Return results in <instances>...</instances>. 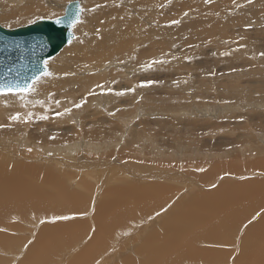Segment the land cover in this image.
<instances>
[{"label":"rangeland","instance_id":"1","mask_svg":"<svg viewBox=\"0 0 264 264\" xmlns=\"http://www.w3.org/2000/svg\"><path fill=\"white\" fill-rule=\"evenodd\" d=\"M9 1L19 4L17 20L3 15L11 8ZM19 1L0 0L3 27L59 17L70 0ZM79 1L83 14L68 46L93 43L115 26L103 28L112 0ZM179 1L118 0L113 6L121 13L118 22L133 32L123 38L122 30L121 41L97 62L101 68L86 72L69 64L59 71L68 58L61 51L46 63L50 75L27 93L0 94L10 95L0 99V194L11 189L8 200L0 201V264L250 263L243 241L248 231L264 225V0H194L181 12ZM34 6V12L20 16ZM209 22L224 32L220 44L210 41L216 32L204 30ZM116 29L115 35L122 28ZM40 82L48 88L41 91ZM61 94L68 95L58 100ZM16 115L19 120L11 119ZM30 115L47 119L38 123ZM26 118L30 133L24 129ZM49 122L65 129V139L82 143L53 147L62 141L57 139L52 149L45 148L39 127ZM16 134L21 140L12 139ZM79 160L92 164L90 171L73 165ZM150 184L154 193L144 195L142 189ZM23 190L33 191V198H24ZM109 190L122 196L114 194L109 201ZM46 196L49 202L42 199ZM195 200L203 205L192 213H201L189 223L183 213ZM98 214L112 221L108 237L106 231L98 237ZM65 216L69 219H57ZM175 216L196 230L201 221L194 222L202 218L203 224L197 231H183V240L172 238L170 232L178 229L169 226H180ZM148 234L153 240H147ZM154 239L161 244L160 260L152 256L158 250L157 244L150 249ZM97 246L99 251L91 253ZM195 249L202 251L199 260L188 257Z\"/></svg>","mask_w":264,"mask_h":264},{"label":"bare ground","instance_id":"2","mask_svg":"<svg viewBox=\"0 0 264 264\" xmlns=\"http://www.w3.org/2000/svg\"><path fill=\"white\" fill-rule=\"evenodd\" d=\"M15 1V0H14ZM19 1V0H18ZM70 1H72V0H70ZM104 1V0H103ZM107 2L108 1H111V0H106ZM105 1V2H106ZM163 1V0H162ZM165 1V0H164ZM19 2H21V1H19ZM69 2V1H68ZM67 2V3H68ZM112 3H111V5L109 6L108 4H110V2L106 5V7H107V12H106V14L108 15V18H107V23H103V28L104 29H106V27L108 26V24H111L112 25V23H114V27H111V28H109V30L108 31H104L102 34H100V37L97 39V40H95V42H94V39H93V43H88V41L87 42H78V41H76V42H74L73 44H71L70 46H68V45H66V46H64L63 47V49L62 50H60L59 51V53L61 52V54H60V56L61 55H65L66 57H68L67 58V60L65 61V62H67V64H65V65H63L60 69H59V71L60 70H63V69H67L68 68V66H69V64H74L76 67L75 68H77V70H84L85 69V71L87 72L89 69H91V68H93V67H96V68H101V65L100 64H97V62H101L102 60H103V56H105V50L110 46V48H113V46H112V44L114 43V42H118V41H121V34H122V30H124V32H123V38H124V36L126 35V34H130V32H133L132 30L130 31V28H128L129 26H127V25H125V23H124V25L122 24L123 22H118L119 21V17H118V15H117V13L118 14H121L120 13V11H119V9H117V8H115L117 5H118V0H112L111 1ZM146 2V1H145ZM149 2V1H148ZM151 2V1H150ZM154 1H152V3H153ZM181 2H183V4H182V7L181 6H179V5H177L178 7H180L181 9L179 10L180 12H181V10H183L184 11V9H186L187 8V5H190V6H192V2H194V0H182V1H179V3H181ZM228 2V1H227ZM67 3H65L64 4V6H62V9L64 10V7L66 6V4ZM144 3V2H143ZM155 3V2H154ZM161 3V2H160ZM177 3V2H176ZM4 4V3H3ZM9 4H10V6H11V8H9V10H3V15H4V17H12V18H14V19H16L17 17H16V15H18V13L19 12H17V10L19 11V4L18 5H15V4H12L10 1H9ZM145 4V3H144ZM159 4V3H158ZM174 4V3H173ZM0 6H2L1 4H0ZM113 6H115V7H113ZM148 6V5H147ZM146 6V7H147ZM79 7H82L81 6V3L79 4ZM176 7V6H175ZM156 8V7H155ZM183 8V9H182ZM209 8V7H208ZM211 8V7H210ZM82 9V8H81ZM215 9V7H214V5H212V9L211 10H214ZM34 10H35V6H34V8L33 7H31L29 10H24V11H21L20 12V14H22V15H20L21 17H27L29 14H31L32 12H34ZM42 10V9H41ZM210 10V11H211ZM202 12V11H201ZM234 12V11H233ZM63 14V13H62ZM83 14V11H81V14H80V19H79V21L78 22H76V24H75V26L77 25V23H79L80 22V20H81V15ZM120 16V15H119ZM137 16V15H136ZM20 17V18H21ZM9 18V19H10ZM198 20L200 19H202L203 17H196ZM19 19V18H18ZM17 20V19H16ZM106 20V19H105ZM205 20V19H204ZM201 22V21H200ZM207 21H205V23H206ZM210 23V22H209ZM207 24V25H205V29L204 30H207L209 33H215L216 32V36H214V37H212V39L210 40L211 41V43H218V44H220L219 42H222L223 41V39L225 40V37H223L222 36V33H224V32H220V30L218 29V26L216 27V30H215V28L214 27H212L213 25H212V23H210V24ZM200 25H202V24H200ZM74 26V27H75ZM117 26H120L122 29L119 31V34H117V35H115L113 32H112V30H114V32H117V29H116V27ZM216 26V25H215ZM74 27H73V29H72V31H73V34H74ZM131 27V26H130ZM196 28V27H195ZM202 28V27H201ZM101 29V28H100ZM215 30V31H214ZM195 31V30H194ZM206 31V32H207ZM203 32V31H202ZM129 34H128V36H129ZM95 36V35H94ZM99 36V35H98ZM126 37H127V35H126ZM246 37V36H245ZM227 38V37H226ZM218 40V41H216V40ZM73 40H74V38H73ZM72 40V41H73ZM205 40V39H204ZM93 44V45H92ZM132 44V43H131ZM91 45H92V47H91ZM68 46V47H67ZM117 45H115V47H116ZM67 47V48H66ZM91 47V48H90ZM114 47V48H115ZM126 49V48H125ZM59 53H57L55 56H57ZM68 54H69V56H68ZM151 54V53H150ZM55 56H53V57H50V58H47V59H45L44 60V65L46 66V68H47V65H46V63L49 61V60H51V59H53ZM143 60V59H142ZM53 61H55V60H53ZM96 61V62H95ZM91 62H94L95 64H93V66H91V67H89V65H90V63ZM49 63V62H48ZM104 64V63H103ZM125 68V67H124ZM127 69V68H126ZM47 70H48V68H47ZM92 70V69H91ZM48 72V71H47ZM75 72H77L76 70H75ZM85 72V73H86ZM63 74H66L65 73V71H63V72H61V74L60 75H58L59 76V78L60 79H62V78H64L65 76H62ZM99 75V74H98ZM43 76H44V74H42V75H40L39 77H37L32 83H31V85H30V87H29V89L31 88V86L37 81V80H39L41 77L43 78ZM57 76V77H58ZM82 76V75H81ZM94 76V75H93ZM102 77V76H101ZM100 77V78H101ZM91 78H92V76H91ZM90 78V79H91ZM45 80V79H44ZM92 80V79H91ZM95 81V80H94ZM68 82H66V84H67ZM38 85V84H37ZM37 87V86H36ZM39 88L41 89V91H43V90H45L46 88H48V86H46V85H44L43 83H41L40 82V84H39ZM38 89V88H37ZM49 91H51V89H50V87H49V89L46 91V92H49ZM71 91V90H70ZM28 92V91H27ZM27 92H18V93H27ZM45 93V92H44ZM11 94V93H10ZM68 94H61L60 96H58L57 98H59V97H63V98H65V96H67ZM3 96H6V97H2V96H0V99H2V100H7V99H9V97L8 96H10V95H3ZM11 96H13V95H11ZM68 97H70V95L68 96ZM68 99V98H67ZM101 99H102V97H101ZM58 100H62V98L60 99H58ZM65 101H67V100H65ZM61 102V101H60ZM63 102V101H62ZM69 102H66V104H68ZM65 104V105H66ZM64 105V104H63ZM39 109V108H38ZM38 114H42L41 112L40 113H38ZM92 116V115H91ZM28 118H30L31 120H34V121H37L38 123H40V122H42V119H41V117L40 116H37V115H30V116H28ZM97 120V122L99 123V122H102L103 121V118L101 119L99 116H98V118H96ZM107 121V120H106ZM104 123V122H103ZM102 123V124H103ZM23 124H24V129L25 128H27L26 127V124H27V118L25 119V120H23ZM33 124V123H32ZM105 124V123H104ZM101 125V124H100ZM107 125V124H106ZM98 126V125H97ZM103 126V125H102ZM110 127V126H109ZM259 127H261V126H259ZM39 128H41V129H39V134H40V136L39 137H41L42 139H43V143H45L46 144V146H45V148L46 147H49L50 149H52L54 146H56V145H62V142H64V146L63 147H69L70 148V146L72 147L73 145H77V146H79V144L80 143H82V142H75V141H77V140H79V139H77V138H74V139H65L64 138V136L67 134V132L66 131H64V130H62V129H60L61 127H56V125L55 124H52L51 122H49V125H45L44 123H42L41 125H40V127ZM27 129H29V128H27ZM56 129H57V132H56ZM91 129V128H90ZM12 131V130H11ZM18 131V130H17ZM20 131V130H19ZM91 131V130H90ZM98 132H100L99 130H97ZM9 132H10V130H9ZM30 132H32V128L31 129H29L28 130V133H30ZM16 133H19V132H16ZM21 134H25L26 133V130H24L23 132H20ZM92 133H93V131H92ZM96 133V132H95ZM8 135H9V133H7ZM6 134V135H7ZM89 134V133H88ZM87 134V135H88ZM91 134V133H90ZM17 135H19V134H16V135H14L13 137H12V139H15V140H17V139H19V140H21V138L19 137V136H17ZM27 135H29V134H27ZM92 135V134H91ZM95 136H96V134H94ZM93 135V136H94ZM30 136V135H29ZM24 137V136H23ZM31 137V136H30ZM70 137V136H69ZM97 137V136H96ZM257 137V136H256ZM258 137H260V135L258 136ZM262 137V136H261ZM260 137V138H261ZM36 139V138H35ZM57 139H60V140H62L61 142H57V144H54L53 145V147L51 146V144L52 143H54L55 141L54 140H57ZM82 139H84V138H82ZM253 139V138H252ZM263 139V138H262ZM37 140V139H36ZM247 141V140H246ZM36 143V142H35ZM66 143V144H65ZM87 144V143H86ZM37 145V144H36ZM39 145V144H38ZM41 146V145H40ZM57 147V146H56ZM101 146H96V148H100ZM59 148V150H60V147H58ZM91 148H92V146H91ZM95 148V149H96ZM61 149H63V148H61ZM93 149V148H92ZM68 154V153H67ZM96 154V153H95ZM101 154V153H100ZM99 154V155H100ZM69 155V154H68ZM67 155V156H68ZM102 155V154H101ZM70 156H72V154H70ZM99 157V156H98ZM47 159V158H46ZM58 159V158H57ZM78 159V158H77ZM53 160V159H52ZM52 160H50V161H52ZM59 160V159H58ZM44 161V160H43ZM48 161V160H47ZM46 161V162H47ZM70 161V160H69ZM80 161V163H76V164H73V163H75V162H73V163H71L70 162V165H75L79 170L81 169V170H89V165H92V164H89V163H83L84 161H82V163H81V160H79ZM67 162V161H66ZM53 163H54V161L52 162V165H53ZM56 164H58L57 162H55ZM54 163V164H55ZM49 164V163H48ZM62 164H64L63 162L61 163V165ZM2 165V164H1ZM70 166L71 168L72 167H74V166ZM142 165V164H141ZM93 166V165H92ZM69 167V168H70ZM75 167V168H76ZM136 167H139V165L137 166L136 165ZM135 167V168H136ZM76 168V169H77ZM91 168V167H90ZM74 169V168H73ZM21 170V169H20ZM78 170V171H79ZM90 171V170H89ZM12 172H14V171H12ZM6 173V172H5ZM4 173V174H5ZM86 173V172H85ZM88 173V172H87ZM19 174H20V172H19ZM16 176V175H15ZM46 177V176H45ZM89 179V178H88ZM148 180V179H147ZM24 181V180H23ZM146 181V180H145ZM102 183V182H101ZM262 184V183H261ZM21 185V187L19 186V184L17 185L18 187H20V189L22 188L23 189V187H22V184H20ZM55 185H56V182H55ZM258 186H260V184H257ZM264 185V184H263ZM103 186V185H102ZM248 187H250V186H248ZM262 187V186H261ZM261 187H259V188H261ZM29 188V187H28ZM90 188V187H89ZM243 188V187H242ZM251 188H252V186H251ZM255 188V187H254ZM253 188V189H254ZM264 188V187H263ZM24 189H26V188H24ZM122 189V188H121ZM243 189H245V188H243ZM247 189V188H246ZM249 189V188H248ZM252 189V190H253ZM15 190H19L17 187H15ZM29 190V189H28ZM143 190V194H144V192H145V194L147 195L148 194V192H150V193H154L152 190H153V186H152V184H150V186H146L144 189H142ZM141 190V191H142ZM257 190V189H256ZM10 191H11V189L10 190H8V191H6V192H9L10 193ZM110 191V190H109ZM138 191V190H137ZM140 191V192H141ZM248 191V190H247ZM246 191V192H247ZM133 192L135 193V190H133ZM140 192H137V195H142V193H140ZM264 192V191H263ZM9 193H5V194H3V193H1L0 194V201H2V198H4V197H6L7 198V200H8V197H9ZM12 193V192H11ZM120 193V192H119ZM252 193V192H251ZM23 196H24V198H26V197H29V199L32 197V195H34V192L33 191H27V190H23L22 191V193H21ZM114 194H118L116 191L114 192V190H113V192H111L110 191V193H109V195H110V198H109V201H110V199H111V196H113ZM130 194V193H129ZM131 194H133V193H131ZM144 194V195H145ZM157 194V193H156ZM254 194V193H253ZM22 195H19L20 197H22ZM105 195V194H104ZM118 195H120V196H122V193H120V194H118ZM161 195V194H160ZM159 195V196H160ZM248 195H249V193H248ZM256 195V194H255ZM106 196V195H105ZM127 196V195H126ZM11 197V196H10ZM35 197H36V195H35ZM38 197V196H37ZM36 197V198H37ZM50 197V196H49ZM48 196H46V198H42L43 200H45L46 202H49L50 201V198H49ZM131 197V196H130ZM130 197H129V199H130ZM144 197V196H143ZM254 197H257V196H254ZM23 198V197H22ZM33 198V197H32ZM73 197L71 196V199H72ZM104 198V197H103ZM132 198H135V197H133L132 196ZM27 199V198H26ZM42 199H41V201H42ZM12 200V199H11ZM28 200V199H27ZM52 200H54V198L52 199ZM136 200V199H135ZM40 201V200H39ZM40 201V202H41ZM56 201V200H55ZM108 201V202H109ZM223 202H225L224 200H222ZM249 201V200H248ZM20 202H22V201H20ZM59 202V201H58ZM104 202H105V200H104ZM107 202V203H108ZM61 203H62V201H61ZM219 203V202H218ZM218 203H217V206H219V207H222L221 206V204H219L218 205ZM192 204V205H191ZM186 209H185V211H184V218H185V220H187V221H189V223L191 222V220H193V218L194 217H199V215H200V211L199 212H197V213H192V209H193V207H196L197 206V204H199V205H203L202 203H197V201L195 200V201H193L192 203H191ZM205 204V203H204ZM40 205V204H39ZM120 205H118V207H119ZM142 207V206H141ZM105 208V207H104ZM114 209V208H113ZM119 209V208H118ZM129 210V209H128ZM128 210H126V211H128ZM149 211H150V209H148ZM107 211V210H106ZM117 211V210H116ZM111 212H112V210H111ZM114 212V211H113ZM118 212V211H117ZM117 212H114V213H116L117 214ZM98 213V212H97ZM119 213V212H118ZM104 214V213H103ZM177 215V214H176ZM179 215V214H178ZM103 216V215H102ZM112 216V215H111ZM171 216V215H170ZM95 218L97 219V221H95L96 222V225H98V227H99V229L102 231H99L97 234H99V236L98 237H103V236H105V235H103V234H105L106 233V236L108 235V233H109V228H110V226H111V223H112V221L110 222L109 220H107V221H103V218L104 217H101V215H99L98 214V216H96L95 215ZM107 218V217H106ZM175 218V220L179 223V228L178 227H176L177 225H176V223H174V224H171L172 226H169V229H173V230H177V231H171L170 233H174V234H172V238L173 237H175V238H179L180 237V239L183 237V235H182V232L183 231H187V232H189V233H191V232H193L192 230L194 229V227H195V225H193V223L189 226V223H187V222H184L183 220H184V218H183V216H175L174 217ZM179 218H181V219H183V220H181V219H179ZM204 218V217H203ZM120 219V218H119ZM198 219V218H197ZM110 220H111V218H110ZM174 220V219H173ZM109 221V222H108ZM201 221V223L199 224V225H197V228L198 229H200L201 228V225L203 224V222H202V218L201 219H199V220H197L196 222H194V223H199ZM106 222H108V226L105 228V229H103V225H106L107 223ZM168 222V221H167ZM115 224H116V222H114ZM168 224H170V223H168ZM167 224V225H168ZM261 224V223H260ZM263 224V223H262ZM74 225V224H73ZM82 225V224H81ZM253 227H254V225H253ZM261 227H264V225L263 226H261V225H258L256 228H254V229H252V232L253 233H251V234H249L248 235V233H249V231H248V233L246 234V236H245V239H244V241H243V247H244V249H245V258H248L249 259V261H250V263L249 264H257V263H260V264H263L264 263V232H263V230H261L260 228ZM174 228H176V229H174ZM196 228V227H195ZM48 229V228H47ZM58 228H56V230H57ZM197 229V230H198ZM165 230V229H164ZM194 230H196V229H194ZM196 230V231H197ZM45 232H46V230H44ZM51 231V230H50ZM103 231L105 232V233H103ZM170 231V230H169ZM167 231H165V233H166ZM169 233V232H168ZM167 233V234H168ZM178 233H179V236H178ZM97 234L95 235V236H97ZM47 235V234H46ZM76 235V234H75ZM103 235V236H102ZM148 235H150L149 237H147L148 239L147 240H149V238H150V240H153V236L151 235V234H148ZM182 236V237H181ZM200 236H201V238L203 239V240H206L207 239V237L206 236H202L201 235V233H200ZM45 237V236H44ZM44 237H41V239L42 238H44ZM108 237V236H107ZM106 237V238H107ZM170 237V236H169ZM105 238V237H104ZM113 239V238H112ZM171 240H173V239H171ZM181 240H183V239H181ZM164 241V243L166 242V240H163ZM38 243V242H37ZM41 243V242H40ZM152 243H153V241H152ZM42 244V243H41ZM157 244V249L158 250H156V249H154V251H153V254H152V256H153V258L155 259V260H158L159 259V257H158V255H159V252H160V248H161V244L159 243V241L158 240H155L154 239V244H151V248H150V246H149V248L152 250L153 248H154V246ZM173 244V243H172ZM171 244V245H172ZM4 246V245H3ZM100 246V245H99ZM145 246V245H144ZM144 246H143V248H144ZM164 246H168V245H164ZM163 246V247H164ZM178 246V245H177ZM184 248H185V245H182ZM165 247V248H166ZM35 248H36V246H35ZM136 248H138V247H136ZM148 248V247H147ZM169 247H167V249H168ZM171 248V247H170ZM181 248V247H180ZM37 249V248H36ZM36 249H35V251H36ZM141 249V248H140ZM97 251H99V249H98V246H97V248H93V250H92V252L91 253H94V252H97ZM148 252H150V251H148ZM38 253V252H37ZM43 253V252H42ZM99 253V252H98ZM97 253V254H98ZM137 253H139V252H137ZM147 253V252H146ZM187 253V251H185V254ZM200 253H202V251L200 250V249H195V251L193 252V253H191L188 257H192V256H195L196 257V259H198V257L200 256ZM30 254H32V253H30ZM40 254H41V252H39V256H40ZM96 254V253H95ZM96 254V255H97ZM150 254V253H149ZM42 255V254H41ZM96 255H93L94 257L96 256ZM32 256H33V254H32ZM31 256V257H32ZM143 256V255H142ZM146 256V255H145ZM28 257H30V256H28ZM35 257H38L37 255L35 256ZM94 257H93V259H94ZM144 257V256H143ZM33 258V259H32ZM31 259L32 260H34V257H32ZM162 258H165V256L164 257H162ZM36 259V258H35ZM42 259V258H41ZM149 259V258H148ZM153 259V260H154ZM160 260V259H159ZM165 260V259H164ZM199 260V259H198ZM256 260H257V262H256ZM166 261V260H165ZM164 261V262H165ZM255 261V262H254ZM34 261H31V263H33ZM145 262V261H144ZM153 262V261H152ZM162 262V261H161ZM160 262V263H161ZM126 263V262H125ZM128 263V262H127ZM147 263V262H146ZM157 263V262H156ZM90 264V263H89ZM129 264H131V263H129ZM134 264V263H133ZM135 264H137V263H135ZM155 264V263H154Z\"/></svg>","mask_w":264,"mask_h":264},{"label":"water","instance_id":"3","mask_svg":"<svg viewBox=\"0 0 264 264\" xmlns=\"http://www.w3.org/2000/svg\"><path fill=\"white\" fill-rule=\"evenodd\" d=\"M79 0L69 1L63 15L49 19L35 20L31 24L8 29L0 24V89L10 94L11 87L15 93L19 89L30 87L40 75L48 71L44 60L55 56L70 44L74 38L70 23L81 9Z\"/></svg>","mask_w":264,"mask_h":264},{"label":"snow or ice","instance_id":"4","mask_svg":"<svg viewBox=\"0 0 264 264\" xmlns=\"http://www.w3.org/2000/svg\"><path fill=\"white\" fill-rule=\"evenodd\" d=\"M206 2H207V0H206ZM78 11H82V9H78ZM78 21H79V16L77 15L74 20L70 21V23L75 24ZM172 23L175 24V23H178V21H172ZM261 55H264V53H261ZM157 62H162V61H153L152 63H157ZM44 75L47 76V75H50V73H48L47 71H45ZM141 86H144V85H141ZM15 91L16 90H13L11 87H9L7 89V92H11V93H15ZM19 91L27 92V91H29V88L28 87H25L24 89H19ZM0 94H5V92H4L3 89H0ZM118 94H120V93H118ZM85 102L86 101L82 100L81 103L76 104L75 107L76 108H80V107H82L83 103H85ZM70 111H71V109H66L65 110V113L70 112ZM65 113H57L56 115L57 116H61V115H64ZM11 119H13V120H19L20 117H19V115H16V116H13ZM41 119H47V117L44 116V117H41ZM57 219L67 220V219H69V217L65 216V217H59ZM42 223H43V221H42Z\"/></svg>","mask_w":264,"mask_h":264}]
</instances>
